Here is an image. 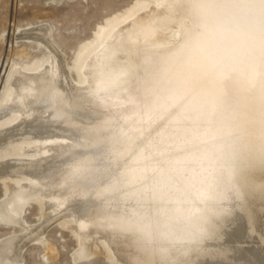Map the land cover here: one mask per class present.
Segmentation results:
<instances>
[{
	"label": "bare ground",
	"instance_id": "bare-ground-1",
	"mask_svg": "<svg viewBox=\"0 0 264 264\" xmlns=\"http://www.w3.org/2000/svg\"><path fill=\"white\" fill-rule=\"evenodd\" d=\"M186 15L185 5L166 0L162 9H153L122 31L116 29L118 33L108 41L110 45H105L86 65L84 74L89 78V74L98 73L96 80L102 85L107 69L114 76L112 72L118 67L128 69L127 81H115L118 89L129 84L126 92L121 90L126 96L124 101L111 103L101 89L90 84L72 90L59 87L55 74L60 72V66L47 68L42 74L16 70L12 75L11 95L0 109V122L14 115L19 121L10 130L0 131V147L25 142L22 139H33L35 144L21 146L22 155L32 158H7L0 151V178H25L23 182H5L7 193L0 202V224H19L27 230L0 241V264H24L16 249L24 242L42 240V236H31L29 227L23 224L25 208L35 200L43 206V217L54 214L48 222L69 218L67 225L80 246L74 255L76 260L94 255L96 250L87 252L88 241L93 240L98 247V241H102L110 249L115 264H199L206 258L223 260L225 264H264V227L260 232L256 227L246 237L242 225H234L239 220L245 223L244 204L253 195L255 182L264 179V116L248 97L237 102L242 127L237 133L240 140L235 160L202 206L196 229L178 232L170 238L143 239L120 224L128 208L122 193L106 190L120 171L113 151L119 147L120 134L127 130L125 121L142 102L153 67L178 43ZM172 30L176 35L173 39L168 34ZM64 80L70 87L71 81ZM260 210L259 206L251 212L259 215ZM254 220L262 222L260 218ZM245 231L250 232L249 228ZM242 240L249 244L236 246ZM44 242L50 250L54 248L46 239ZM252 244L260 247L255 249Z\"/></svg>",
	"mask_w": 264,
	"mask_h": 264
},
{
	"label": "clouds",
	"instance_id": "clouds-1",
	"mask_svg": "<svg viewBox=\"0 0 264 264\" xmlns=\"http://www.w3.org/2000/svg\"><path fill=\"white\" fill-rule=\"evenodd\" d=\"M176 2L187 13L181 37L125 121L106 189L128 205L121 226L149 240L198 227L238 151V99L264 116V0Z\"/></svg>",
	"mask_w": 264,
	"mask_h": 264
},
{
	"label": "rangeland",
	"instance_id": "rangeland-1",
	"mask_svg": "<svg viewBox=\"0 0 264 264\" xmlns=\"http://www.w3.org/2000/svg\"><path fill=\"white\" fill-rule=\"evenodd\" d=\"M165 1L0 0V109L4 107L5 99L11 95L9 82L16 70L27 71L26 73L30 74H42L47 68L51 70L53 66H60V72L62 71L61 73L58 71L55 74L58 78L57 85L59 87L72 90L76 87L86 88L90 84L95 88L101 89L103 96H108L109 102L124 101L126 96L123 91L129 87V84L124 85L122 89H118L115 81L119 79L123 83L125 80L127 81L130 77L128 69L120 70L121 68L118 67L117 70L112 72L115 76L110 74V69H107L104 72L106 80H104L102 85V83H97L98 73L89 74V78L84 74L85 67L104 49L105 45H110L108 41L113 38L112 36L131 25L135 19L137 20L141 16L152 12L153 9H162ZM137 14L140 16H136ZM35 31L39 32L36 33ZM172 31L168 34L173 39L176 35L174 33L175 30ZM62 69L65 70L63 71ZM66 78L71 81L70 87L64 82ZM104 85L106 86L105 89ZM121 90H123L122 93ZM18 121V116L14 115L4 122H0V129H3L0 131L10 130L8 128L10 126L13 127L14 124L16 126ZM21 141L25 142L5 145L2 148L0 147V151L3 150L7 158H32L31 156L22 155L21 146L23 144L34 145V140L22 139ZM7 180L13 184L23 182L25 178L19 175L1 177L0 202L6 197L7 187L5 182ZM254 192L244 204L247 214L245 213V216H242L245 218L246 224L244 221L240 222V220L234 223L235 227L242 225L241 227L244 228L242 233L246 237H250L251 231L256 227L259 229L257 232L262 231L261 227H264V179L255 182ZM35 201L26 206L23 213V224L29 227L31 236L38 235L37 237L42 236L43 238L42 240L35 239L36 241L33 239V241L30 240L28 243L24 242L16 249L15 252L19 257L21 256L20 258H22L24 264H115L110 249L102 241L98 240L95 242L98 241L100 247L94 244L93 240H89L87 246V252L96 250V254L94 253L86 260L74 259V255H76L80 246L75 233L67 225L70 221L69 218L50 220L52 222H48L51 219L49 217L52 215L55 217L54 214L50 213V216L46 215L43 217V206L39 200ZM259 206L262 208L259 215L251 212L255 208L258 209ZM259 218L262 221L261 224L254 220ZM250 219L253 220L251 223L248 222ZM248 228L251 233L245 231ZM32 230H35V232ZM26 231L19 224L6 225L1 223L0 241L9 236L26 233ZM239 233L240 231L236 232L235 235ZM45 239L53 245V249L50 250L48 248L46 242H44ZM246 241H238L239 244L236 242L237 245H235L244 247L243 245L249 244V241ZM252 247L258 249L260 246L252 244ZM103 250L106 251L104 252ZM207 259H202L198 263L225 264L223 260H212L209 258L206 261Z\"/></svg>",
	"mask_w": 264,
	"mask_h": 264
}]
</instances>
